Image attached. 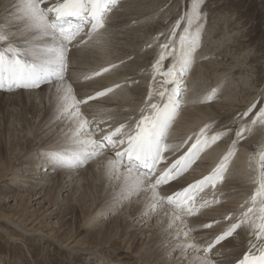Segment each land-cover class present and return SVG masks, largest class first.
<instances>
[{
  "label": "snow or ice",
  "instance_id": "1",
  "mask_svg": "<svg viewBox=\"0 0 264 264\" xmlns=\"http://www.w3.org/2000/svg\"><path fill=\"white\" fill-rule=\"evenodd\" d=\"M119 3L15 0L14 13L0 23V90L33 91L46 86L56 119L65 127L61 129L64 147L41 152L45 168L79 169L106 157L98 167L118 188L113 203L142 198V217L160 214V223L166 219L165 255L179 253L176 264H222L218 246L240 232L247 239L227 264H264V142L254 145L248 155L249 191L237 208L208 222L199 219L225 202L223 185L242 142L257 129L264 136V90L228 123L217 126L218 121H209L185 138L171 140L170 130L185 104L210 103L217 92L211 89L184 99L206 20L205 0H190L178 19L145 45L155 54L142 70L149 79L134 115L118 119L116 109L97 103L117 89L138 85L131 77L79 96L76 84L103 79L125 63L81 67L74 59L82 51L106 48L107 20ZM229 136L226 150L207 174L176 186L203 153ZM214 228L215 232L197 235Z\"/></svg>",
  "mask_w": 264,
  "mask_h": 264
},
{
  "label": "bare ground",
  "instance_id": "2",
  "mask_svg": "<svg viewBox=\"0 0 264 264\" xmlns=\"http://www.w3.org/2000/svg\"><path fill=\"white\" fill-rule=\"evenodd\" d=\"M157 1L121 0L119 6L109 14L107 20L106 39L108 43L106 48L82 51L74 56L81 67L125 61L118 69L106 74L103 79L96 78L93 81L76 84L75 88L79 96L91 93L101 87L111 86L127 77L139 81L138 85L117 89L97 102L105 107L116 109L115 114L118 119L135 114L140 106L142 94L147 88L149 77L141 73L143 69L149 67L151 54H155L151 52L154 49H146L145 45L151 41V32L148 33V30L153 28L150 22L153 16L149 12L164 4L160 0L161 3L158 5ZM14 2L15 0H0V23L4 22V18L9 13H14L15 10L12 8ZM206 36L211 41H208L206 45L207 51L201 47L202 49H197L195 53L191 73L189 72L186 78L189 91L185 94L184 99L187 101L211 89H216L215 99L221 98L222 101L213 100L207 104L186 103L170 130V138L173 141L185 138L193 130H198L209 121H218L217 126L226 124L238 112L237 109L253 101L248 94L245 96L241 94L244 90L250 93L253 89L249 83L250 77H246L247 74H244L245 76L238 75L241 80V84L238 85L235 83L236 80L233 81L230 78L235 72L241 70L236 67L238 63L226 67L222 66L223 63L220 65L219 62L210 60L209 57H207L209 61H200L203 57L215 54L214 52L220 47V42L216 43L215 39L212 41V30ZM211 44L214 45L210 46ZM235 60L238 61L237 57ZM224 75H226V83L223 82ZM209 84L212 86L210 87ZM239 89L242 91L239 92ZM2 98H4L2 101L5 102L10 114L7 116L9 118V135L4 137L1 135L3 131L0 129V184L5 180L2 179L9 175L10 186L13 187L9 189L10 193L17 192L15 195H7L6 189H3L4 192H7L4 193V197L14 200L15 208L19 210V213L20 211L29 213L27 209H31L32 206L23 207L22 200L26 199L29 204V200L32 198L38 197L39 199L46 196L37 203L39 215L42 217L36 216L27 225L21 222L18 224L23 233L29 234L33 240H54L59 244V248L70 252L73 256H77L76 252H78V256L79 252H84L86 258H95L99 264H105L106 261L120 264H176L175 257L179 253H175L172 257L165 255L167 251L164 246L166 219L164 223H160V214H153L151 218L142 217V198H133L126 201L124 205L113 203L114 196L118 194V188H114L112 183L105 179L102 168L98 167L106 157H100L79 169L63 168L56 170L58 175L53 177L48 175L51 170L45 168L41 152L64 147L61 140V129L65 125L56 119L46 86L33 91H1L0 100ZM28 106H31L32 111L27 113ZM258 130L242 142L238 154L230 166L228 178L222 189L226 193L225 202L206 210L204 216L199 218L201 221L208 222L214 218L218 219L223 214L235 210L243 195L249 191V187L246 185L248 155L254 150L253 146L259 142L260 138L264 137ZM226 138L203 153L201 159L194 164L193 170L186 173L176 186L179 187L185 181H191L207 174L230 143L226 141ZM37 171H42L40 178L36 176ZM22 172H26L25 175H22ZM17 178L19 181L15 182ZM24 185L29 186L30 190L24 192L21 189ZM65 190H68L70 197H73L74 194L77 195L74 207L78 211V218H80L78 232L82 228L85 231V235L82 237L78 233L80 235L78 241L74 237L75 231L72 228L69 231L63 230L60 226L63 221L60 223L61 220L58 219L68 210V203L63 204ZM65 199L68 200V197L65 196ZM71 208L73 207L71 206ZM54 218L57 220L53 224L56 227H48L45 220ZM3 221L6 222V219H0V222ZM43 228H49L55 233H44ZM5 231L8 230L5 229ZM15 231L12 232L13 236ZM215 231L214 228L197 235ZM23 233L21 235L24 236ZM54 234H57L60 239H57ZM246 239V234L240 232L237 238H230L218 246V249L223 253L222 264H227L229 257L242 250ZM0 264H3L2 261Z\"/></svg>",
  "mask_w": 264,
  "mask_h": 264
},
{
  "label": "rangeland",
  "instance_id": "3",
  "mask_svg": "<svg viewBox=\"0 0 264 264\" xmlns=\"http://www.w3.org/2000/svg\"><path fill=\"white\" fill-rule=\"evenodd\" d=\"M157 2L158 5L161 2H163L164 4L156 7V9L154 8L153 10L155 11L150 10L149 12V14L153 16L151 19L152 21L150 20L153 25V30H148V33L151 32V40L153 38L152 36H155L158 32L165 30L172 22L179 18L182 11L187 9L190 0H161V2L160 0H158ZM202 12L206 14V20L202 21L204 27L201 33L200 46L198 50L202 48H204V51L206 50L208 41H211V39L207 37L206 34L208 35L211 30L212 41L215 39L216 43L220 42V47L214 52L215 54L203 57L200 61H209V58H211L210 60H213L217 63L219 62L220 65L223 63L222 66L226 67L230 64L235 65L238 63V66L236 67L241 68V70L239 72H235L230 78L233 81L236 80L235 83L238 85L241 84V80L238 78V75L241 74L243 76L244 74H247L246 77H250L249 83H251L250 85L251 87H253V89H250L251 94L247 90H244L241 94H243L244 96L245 94H248V96L251 97L252 100H254V98L262 90H264V0H205V3L202 5ZM213 45L214 44H211L210 46ZM151 52H154V50H151ZM153 57L154 54H151L150 59L152 60ZM236 57L238 61L235 60ZM225 77L226 75H224L223 77V82L226 83L227 79ZM209 85L210 87L212 86V84ZM1 91L3 92V90H0V92ZM238 91L241 92L242 90L240 91L239 89ZM3 99L4 98H2L0 101H2ZM214 101L221 102L222 99L217 98L214 99ZM248 106L249 104H245V106H242L237 110L238 112L242 111ZM30 107L31 106H28L26 108L27 113L32 111ZM9 114L10 111L7 110L5 102L2 101L0 103V129L3 131L1 135H4V137H7L9 135V118L7 117ZM258 131L260 133V130ZM226 141L230 142L231 136H229V138H226ZM261 142H264V137L260 138L259 142H257L256 144ZM25 173L26 172H22V175H25ZM41 173L42 171H37V178L41 177ZM48 175H52L53 177L55 175H58V171H51ZM9 178V175L7 177L5 176L2 179L5 180L1 181L0 184V219H6V222H4L5 220L3 222H0V261H2L3 264H99L98 261L95 260V258H86L87 256L84 252H79V256L78 252H76L77 256L75 254V256H73V254H71L70 252L59 248V244H57L54 240H33L29 236V234L23 233L20 230L18 224L21 222L22 224L27 225V223L31 222L36 216L41 218L42 216L39 215V208H37V203L39 200H43L46 196L40 197L39 199L38 197H36V199L32 198L29 200V204L26 199L22 200L23 207H29L30 205L32 207L31 209H27L29 213L21 211L19 213V210L15 208L16 205L14 203V200L4 197V193L7 192V195H15L17 193H10L9 189L12 186H10L11 179ZM18 181V178L15 179V182ZM66 185L67 183L65 184V186ZM3 189H6L7 192H4ZM21 189L25 192L30 190V187L24 185L23 187H21ZM63 194V204L66 202L68 203V210H66V212L62 216L57 215L59 217L61 216L60 218H58L61 220L60 223L63 221L62 224L60 225L59 223V225L63 230L66 231H69L72 228L76 234H74V237L78 241V237L80 235V237H82V235H85V231H83L82 228L79 229L78 232V220L80 218H78V211H76L74 207V202L76 201L77 195L74 194L73 197H70V193L68 192V190H65ZM53 195L55 196V193H53ZM65 196L66 198L68 197V200L71 203H69L68 200L65 199ZM124 204H126V202H124L123 205ZM71 206L73 208H71ZM34 207L35 209H33ZM56 218L45 220V223H48V227H56L55 225H53L57 221ZM5 229H7L8 231L6 232ZM12 229L14 230L12 231ZM14 231L15 234L13 236L12 232ZM43 231L47 234H51L52 232L55 233L49 228H43ZM22 233L24 234V236L21 235ZM78 233H80V235H78ZM54 235L57 239H60L57 234ZM105 264L120 263L106 261Z\"/></svg>",
  "mask_w": 264,
  "mask_h": 264
}]
</instances>
